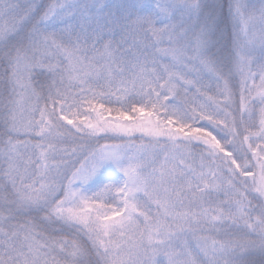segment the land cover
<instances>
[{
	"label": "snow or ice",
	"instance_id": "obj_1",
	"mask_svg": "<svg viewBox=\"0 0 264 264\" xmlns=\"http://www.w3.org/2000/svg\"><path fill=\"white\" fill-rule=\"evenodd\" d=\"M0 264H264V0H0Z\"/></svg>",
	"mask_w": 264,
	"mask_h": 264
},
{
	"label": "rangeland",
	"instance_id": "obj_2",
	"mask_svg": "<svg viewBox=\"0 0 264 264\" xmlns=\"http://www.w3.org/2000/svg\"><path fill=\"white\" fill-rule=\"evenodd\" d=\"M21 3L24 2V0H20ZM109 3H118L119 0H108ZM254 2H257L258 3V0H254ZM68 147H72V146H75V145H72V144H69L67 145Z\"/></svg>",
	"mask_w": 264,
	"mask_h": 264
},
{
	"label": "trees",
	"instance_id": "obj_3",
	"mask_svg": "<svg viewBox=\"0 0 264 264\" xmlns=\"http://www.w3.org/2000/svg\"><path fill=\"white\" fill-rule=\"evenodd\" d=\"M42 2L47 3V2H49V0H42ZM100 143H104V141L102 140V141H100ZM253 259L258 260L259 257H254Z\"/></svg>",
	"mask_w": 264,
	"mask_h": 264
}]
</instances>
